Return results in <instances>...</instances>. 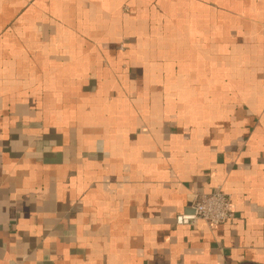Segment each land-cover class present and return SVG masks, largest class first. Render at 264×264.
I'll return each mask as SVG.
<instances>
[{
    "label": "crops",
    "instance_id": "crops-1",
    "mask_svg": "<svg viewBox=\"0 0 264 264\" xmlns=\"http://www.w3.org/2000/svg\"><path fill=\"white\" fill-rule=\"evenodd\" d=\"M0 264H264V0H0Z\"/></svg>",
    "mask_w": 264,
    "mask_h": 264
},
{
    "label": "built area",
    "instance_id": "built-area-1",
    "mask_svg": "<svg viewBox=\"0 0 264 264\" xmlns=\"http://www.w3.org/2000/svg\"><path fill=\"white\" fill-rule=\"evenodd\" d=\"M187 208L192 211V214H181L179 218L180 221L186 223L201 220L211 228H216L232 218L230 200L220 190L194 196L191 202L188 203Z\"/></svg>",
    "mask_w": 264,
    "mask_h": 264
},
{
    "label": "water",
    "instance_id": "water-1",
    "mask_svg": "<svg viewBox=\"0 0 264 264\" xmlns=\"http://www.w3.org/2000/svg\"><path fill=\"white\" fill-rule=\"evenodd\" d=\"M184 215H190L192 214V211L188 208L185 209V211L183 212Z\"/></svg>",
    "mask_w": 264,
    "mask_h": 264
}]
</instances>
